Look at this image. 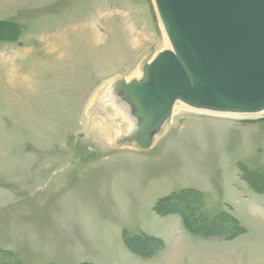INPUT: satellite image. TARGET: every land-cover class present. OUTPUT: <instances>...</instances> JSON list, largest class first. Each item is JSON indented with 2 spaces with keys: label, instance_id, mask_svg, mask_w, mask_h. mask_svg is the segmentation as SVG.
Segmentation results:
<instances>
[{
  "label": "rangeland",
  "instance_id": "obj_1",
  "mask_svg": "<svg viewBox=\"0 0 264 264\" xmlns=\"http://www.w3.org/2000/svg\"><path fill=\"white\" fill-rule=\"evenodd\" d=\"M168 49L154 0H0V259L264 264V194L243 173L264 171V113L177 103L148 150L96 128L100 90L141 79ZM181 193L182 214L155 212ZM125 236L163 247L145 259Z\"/></svg>",
  "mask_w": 264,
  "mask_h": 264
},
{
  "label": "water",
  "instance_id": "obj_2",
  "mask_svg": "<svg viewBox=\"0 0 264 264\" xmlns=\"http://www.w3.org/2000/svg\"><path fill=\"white\" fill-rule=\"evenodd\" d=\"M171 49L116 83L137 128L123 143L152 147L175 103L214 113L264 112V0H154Z\"/></svg>",
  "mask_w": 264,
  "mask_h": 264
},
{
  "label": "trees",
  "instance_id": "obj_3",
  "mask_svg": "<svg viewBox=\"0 0 264 264\" xmlns=\"http://www.w3.org/2000/svg\"><path fill=\"white\" fill-rule=\"evenodd\" d=\"M14 29V28H13ZM244 180L250 185V187L255 191L256 193L264 194V171H259V172H249L245 170L244 172ZM191 194L196 197L198 193L192 192ZM181 197L179 196L180 194L175 195V199H172V204L173 206L170 207L168 205H165L161 208V201L158 202L157 207L155 208V212L158 215L162 214H172V213H177V214H182L183 210H181L182 203H185L184 197L185 195L181 193ZM187 196V195H186ZM199 196V195H197ZM189 198V197H187ZM167 199V198H166ZM190 199V198H189ZM163 201V200H162ZM167 201H170V198L167 199ZM189 201V200H188ZM190 199V203H191ZM188 203H185L187 205ZM193 210V209H191ZM184 223L185 226L188 228L189 232L192 234H198L200 233L205 227H200L198 230L193 227L192 223L194 221L192 218L187 214V212H184ZM200 217H203L202 215H199ZM233 222L236 224V221L233 220ZM236 226H238L236 224ZM224 229V228H223ZM239 229V227H237ZM224 231H227V229H224ZM244 233V229L241 228L238 230V232L234 235H230L228 239H233L234 237ZM125 245L127 248L134 254L145 258L149 259L152 257L153 253L157 250H160L163 247L162 241L159 239L155 238H149V237H138V238H130L129 236H125ZM153 245V246H152ZM152 246V247H151ZM0 264H9L6 262L4 259H0ZM11 264V263H10ZM87 264V263H83Z\"/></svg>",
  "mask_w": 264,
  "mask_h": 264
},
{
  "label": "bare ground",
  "instance_id": "obj_4",
  "mask_svg": "<svg viewBox=\"0 0 264 264\" xmlns=\"http://www.w3.org/2000/svg\"><path fill=\"white\" fill-rule=\"evenodd\" d=\"M142 71H143V69H142ZM116 83L109 85V86L100 90V92L97 94V96L94 97L92 100L93 103H91V105H90V111L92 112V115H93V117H95V119L100 118L104 122V123H101V125H97L96 126L97 129H103L106 126H108L110 128L115 127V129L117 130V138L118 139L122 138V141H123L124 138L130 137L133 134V132L136 130L137 119L131 115L130 105L128 103H126L125 101H123L119 97V94L116 92ZM177 103H175L174 108H175ZM105 107H111L115 111V114L117 117H121L125 122L129 123L130 125L132 124V128L130 129V131L127 135H123V131H122L120 125H117V123L115 122V119L112 118L109 114H107L105 112L106 111ZM174 108H173V111H174ZM193 110H196V109H193ZM197 111H201V110H197ZM203 111H205V110H203ZM263 113L264 112H262L260 114H263ZM172 114H171V116H172ZM255 115H259V114H255ZM165 124H164V126H165ZM158 135L155 137V139L158 137Z\"/></svg>",
  "mask_w": 264,
  "mask_h": 264
}]
</instances>
